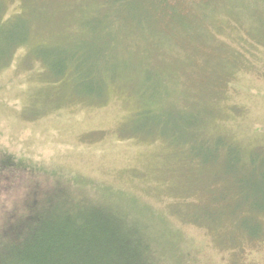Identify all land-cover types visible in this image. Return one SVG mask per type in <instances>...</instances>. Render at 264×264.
<instances>
[{"label": "rangeland", "instance_id": "1", "mask_svg": "<svg viewBox=\"0 0 264 264\" xmlns=\"http://www.w3.org/2000/svg\"><path fill=\"white\" fill-rule=\"evenodd\" d=\"M53 1H29L31 6L47 9L32 12L29 41L9 51L14 40L8 37L20 38V23L14 24L15 33L9 36L5 32L11 27L2 23L22 14L23 0H0V58L13 52L0 63V156L39 179L38 175L65 177L68 184L77 187L78 182L91 195L111 194L109 198L130 213L142 211L144 220L152 222L155 237L165 238L170 246L164 260L169 264H264V215L260 218L263 231L256 240L241 236L243 231L237 227L215 231L186 222L185 205L189 204L185 203L204 199L191 183L201 182L196 181L198 177H210L209 172L222 177L227 169L219 165L212 170L199 163L190 168L178 148L160 137L174 135L178 126L185 135L184 126H192L194 118L202 120L206 139L223 138L239 147V156L254 180L259 170L264 172V0H216L215 10L201 26L182 29L176 25L173 29L169 23L175 44L155 25L146 28L137 22L145 37L139 36L133 46L131 36L125 34L118 40L124 46L119 52L112 41L118 30L129 31V23L116 25L103 11L91 12L79 4L68 9L91 14V18H69L71 13L64 10L61 19L49 20V7L63 4ZM201 8L202 0L187 8L190 21L197 19ZM68 29L75 36L81 34L79 43L91 52L96 53L93 47L107 48L102 60L88 57L91 65L100 63L109 71L103 98L96 78L79 88L73 86L74 76L60 83L44 79L48 67L36 55L68 54L62 47L65 42L64 46H75ZM152 36L155 39L148 43ZM119 43L115 40L118 48ZM153 45L155 49L148 48ZM53 61L57 67L53 58L47 60ZM111 74H117L118 80ZM217 78L220 88L211 93V80ZM180 118L185 121L178 123ZM141 131L161 139L137 137ZM216 155L224 161V151ZM249 157H257L255 170L248 167ZM30 178L6 185L2 181L0 216L5 209L18 208L27 190L34 187ZM227 202L224 197L211 213L220 214V219L228 217ZM205 212L202 208L199 215Z\"/></svg>", "mask_w": 264, "mask_h": 264}, {"label": "trees", "instance_id": "2", "mask_svg": "<svg viewBox=\"0 0 264 264\" xmlns=\"http://www.w3.org/2000/svg\"><path fill=\"white\" fill-rule=\"evenodd\" d=\"M29 1L23 0V9L20 16L13 21H2L3 27H11L10 30L5 32L8 36L15 33L14 24L20 23V27H18L20 38L8 37L10 41L14 40L12 46L8 48L9 51H14L13 49L17 46H24L29 41L32 29L29 24L33 20L32 12L38 9H47L46 6L42 8L41 5L31 6ZM61 1L63 3L61 8L57 4H52V8L49 7L52 9L49 20L61 19L60 14L64 10L71 13L69 18H91L89 17L92 16L91 14L82 15L68 9L74 7L72 4H79L80 7L91 12L103 11L116 25H119L122 21L129 23L130 29L125 33L120 32L117 28L118 31L115 35L113 29H111L112 36L115 35L112 44L116 52L124 50V46L118 40L125 34L131 36L130 38L134 42L133 46H136V39L140 40L139 36L145 37L139 32L142 27L137 22L145 23L146 28H151L152 24L155 25L163 36L169 35L170 39L168 40L173 44L172 39L176 35L170 34L169 23L172 24L173 29L176 25H180L182 29L199 25V23L201 26L202 21L216 8V0H202L200 14H197L195 21H190L187 8L193 2L199 0ZM53 2L58 3V0ZM184 3L186 7L183 5ZM144 5L145 10L142 13ZM59 8L60 10L54 13L55 9ZM2 11L1 5L0 14H2ZM142 14L145 16L144 18L141 17ZM67 31L70 32V40L74 41L75 44V46H72V44L64 46L65 42L62 46L68 54H52L44 57L36 55V58L48 67L45 72L48 76L44 79L51 81V83H60L64 80H72V76H74L77 81L73 86L79 88L87 81L96 78L101 86L102 95L100 97L103 98L107 90L103 82L108 78L109 71L102 67L100 63L91 65L88 62V57L95 56L102 60V58H105L107 48L97 49L93 47L92 50L96 53L91 52L83 46L82 42L79 43L81 34L75 36L73 29ZM152 39H155V37L152 36L148 43H151ZM115 40L119 43L120 48L116 47ZM69 45L72 47H69ZM43 46L38 45V48ZM148 48L153 50L156 47L153 45ZM12 54L13 52L9 56L1 57L0 63L6 61ZM50 58L56 61L57 67L54 66V61L53 63L47 62ZM134 66L139 67L136 64ZM48 72L51 75L53 74L52 77ZM115 75L111 74L114 79H117ZM123 76L125 77L126 74H119V77ZM214 79L211 80V82L213 81L211 89H208L211 93L216 92L221 85L218 78L217 81ZM96 92L97 90H94V94ZM101 98L99 101L105 99ZM176 121L181 123L185 120L180 118ZM191 124L192 126L188 125L190 129L188 126L183 127L182 133L187 132L185 135L180 134L181 128L178 126L176 133L172 131L174 135H160V137L169 141L172 144L171 146L178 148V153L183 158L180 159L190 165V168L199 163L201 166L211 167L212 170L221 165L227 171L223 172L222 177L214 172H209L210 177L212 176L209 185L207 181L210 177H198L196 181L201 180V182L196 183V185L191 183L204 199H200L197 203L191 205L189 202L185 203L189 204L185 205L187 211L186 222L205 226L209 230L215 228V231L222 227L236 230L235 227H237L243 231V235H241L243 237L252 240L260 238L259 236L263 231L260 218L264 215V172L259 170L257 172L258 179L254 180L252 178L253 174H249L246 170L244 159L242 160L239 156L241 152L239 147L225 141L223 138L212 139V141L206 139L202 128V120L194 118ZM141 134L137 137L153 139L154 136L152 135H156L154 133L147 135L144 131H141ZM156 136L160 138L158 135ZM219 150L225 152V159L222 162L216 155ZM210 152L212 155H210ZM202 153H207L204 159L201 157ZM255 153L253 152L250 156ZM246 161L249 164L247 166L255 170L257 157H249ZM28 173L30 172H27L23 167L20 168L17 164H13V161L11 162L0 156V190L4 186L2 181L6 182V185L19 179L22 181L24 179L28 180L31 177L30 183L34 184V187H31L29 191L27 190L25 196L22 197L24 200L21 201L18 208L10 211L5 209L2 216H0V264H169V261L164 260L165 253L170 249V246H167L165 238L155 237V233L151 228L152 222L147 215H145L146 219H149L151 223L144 220L142 211H131L132 213H130L126 211L127 209L121 203H117L118 201L115 198H111V200L109 198L112 197L111 194L99 192L91 195L80 189L78 182L77 187L68 184L69 179L65 180V177L48 178L43 176L42 178V175L36 173L40 176L39 179L31 172L29 178H23ZM224 181L226 183L225 187V183L222 184ZM224 197L228 199L227 206L224 208L228 217L220 219V214L211 213V210L213 211L214 207L217 208ZM215 200L216 204L214 205ZM15 203L17 204L18 200ZM202 208L206 209V212L199 215ZM150 233L152 234L150 235ZM234 236L237 235L234 234Z\"/></svg>", "mask_w": 264, "mask_h": 264}]
</instances>
